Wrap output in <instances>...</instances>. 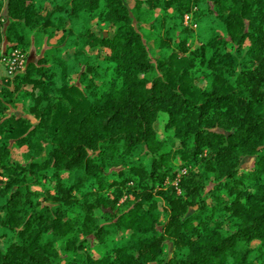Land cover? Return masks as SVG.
Instances as JSON below:
<instances>
[{
  "label": "trees",
  "instance_id": "trees-1",
  "mask_svg": "<svg viewBox=\"0 0 264 264\" xmlns=\"http://www.w3.org/2000/svg\"><path fill=\"white\" fill-rule=\"evenodd\" d=\"M130 2L0 0V264H264V0Z\"/></svg>",
  "mask_w": 264,
  "mask_h": 264
},
{
  "label": "rangeland",
  "instance_id": "rangeland-1",
  "mask_svg": "<svg viewBox=\"0 0 264 264\" xmlns=\"http://www.w3.org/2000/svg\"><path fill=\"white\" fill-rule=\"evenodd\" d=\"M130 6L133 7L134 6V0H131L130 2ZM189 16H185V23H189ZM148 37H152L151 34L148 32L147 33ZM61 37V34H58L57 37L53 38L52 40H48L47 38H45V36L43 38H40L38 41L35 40V38L33 36L29 37V40H31V46L30 48L24 52V57L27 58L29 57L28 60L25 59V64L26 62H29V60L32 61H36L37 59H39L42 54H44L45 50L48 48V46H54L57 43V40ZM4 47L2 48V52H4ZM24 68V67H23ZM5 74V69L1 66L0 64V75H4ZM15 113L17 115H21V110H16ZM164 120V117L161 118V122H158L156 124V127L160 130L162 129V121ZM23 152L24 149H16L13 153L14 158L17 159L20 162H24V156H23ZM178 164H180V162H177ZM250 162L246 163V166L249 165ZM253 247H256L258 245V242L255 241L253 242Z\"/></svg>",
  "mask_w": 264,
  "mask_h": 264
},
{
  "label": "built area",
  "instance_id": "built-area-1",
  "mask_svg": "<svg viewBox=\"0 0 264 264\" xmlns=\"http://www.w3.org/2000/svg\"><path fill=\"white\" fill-rule=\"evenodd\" d=\"M25 59L24 53L20 50H16L11 54L10 57L3 58L0 62L5 65L7 73L10 76H13L15 72L23 69L25 66Z\"/></svg>",
  "mask_w": 264,
  "mask_h": 264
}]
</instances>
